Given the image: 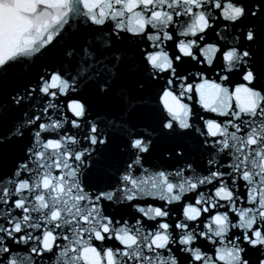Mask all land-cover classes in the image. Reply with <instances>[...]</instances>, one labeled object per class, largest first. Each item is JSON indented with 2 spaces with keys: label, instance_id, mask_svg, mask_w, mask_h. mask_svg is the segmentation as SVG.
<instances>
[{
  "label": "snow or ice",
  "instance_id": "1",
  "mask_svg": "<svg viewBox=\"0 0 264 264\" xmlns=\"http://www.w3.org/2000/svg\"><path fill=\"white\" fill-rule=\"evenodd\" d=\"M0 264H264V0H0Z\"/></svg>",
  "mask_w": 264,
  "mask_h": 264
}]
</instances>
